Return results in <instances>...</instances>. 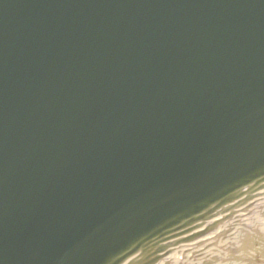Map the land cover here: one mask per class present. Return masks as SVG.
<instances>
[{
    "label": "water",
    "instance_id": "95a60500",
    "mask_svg": "<svg viewBox=\"0 0 264 264\" xmlns=\"http://www.w3.org/2000/svg\"><path fill=\"white\" fill-rule=\"evenodd\" d=\"M0 264H264V0H0Z\"/></svg>",
    "mask_w": 264,
    "mask_h": 264
}]
</instances>
